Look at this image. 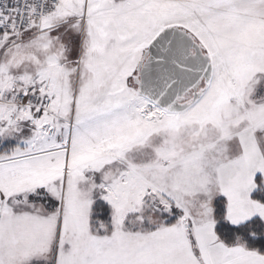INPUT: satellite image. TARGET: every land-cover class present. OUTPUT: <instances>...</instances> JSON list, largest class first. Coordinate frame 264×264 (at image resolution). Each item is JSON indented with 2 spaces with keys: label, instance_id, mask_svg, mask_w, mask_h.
<instances>
[{
  "label": "snow or ice",
  "instance_id": "obj_1",
  "mask_svg": "<svg viewBox=\"0 0 264 264\" xmlns=\"http://www.w3.org/2000/svg\"><path fill=\"white\" fill-rule=\"evenodd\" d=\"M0 264H264V0H0Z\"/></svg>",
  "mask_w": 264,
  "mask_h": 264
}]
</instances>
